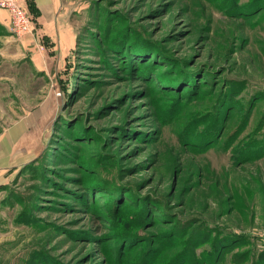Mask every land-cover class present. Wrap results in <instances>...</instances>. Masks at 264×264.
I'll return each instance as SVG.
<instances>
[{
	"label": "rangeland",
	"instance_id": "rangeland-1",
	"mask_svg": "<svg viewBox=\"0 0 264 264\" xmlns=\"http://www.w3.org/2000/svg\"><path fill=\"white\" fill-rule=\"evenodd\" d=\"M61 4L49 64L0 9V138L35 153L0 264H264V0Z\"/></svg>",
	"mask_w": 264,
	"mask_h": 264
},
{
	"label": "crops",
	"instance_id": "crops-1",
	"mask_svg": "<svg viewBox=\"0 0 264 264\" xmlns=\"http://www.w3.org/2000/svg\"><path fill=\"white\" fill-rule=\"evenodd\" d=\"M24 3L28 6H34L36 9L37 16L34 22L36 34H34V37H29L31 42L38 47L42 57L46 58L48 64L51 61L52 63L58 62L59 58H68V54L76 40V33L67 24L62 12L61 0H24ZM5 15L6 12L4 11L0 14L1 17ZM29 127L28 123L26 124L24 120H21L1 135L0 184L7 181L8 175L15 168L17 169L34 159L35 153L31 148L33 145L28 139L30 134H26Z\"/></svg>",
	"mask_w": 264,
	"mask_h": 264
},
{
	"label": "built area",
	"instance_id": "built-area-1",
	"mask_svg": "<svg viewBox=\"0 0 264 264\" xmlns=\"http://www.w3.org/2000/svg\"><path fill=\"white\" fill-rule=\"evenodd\" d=\"M0 9L9 12L11 26L17 36L34 37L35 32L24 0H0Z\"/></svg>",
	"mask_w": 264,
	"mask_h": 264
},
{
	"label": "trees",
	"instance_id": "trees-1",
	"mask_svg": "<svg viewBox=\"0 0 264 264\" xmlns=\"http://www.w3.org/2000/svg\"><path fill=\"white\" fill-rule=\"evenodd\" d=\"M25 6H26V8H27V10L29 12V15H30V18H31V21H32V25H33V30H34V32H36L35 23H34L36 21L35 17L37 16L36 9L34 8V6H31V5H29V6L25 5ZM32 13L35 14L34 18L32 17Z\"/></svg>",
	"mask_w": 264,
	"mask_h": 264
}]
</instances>
